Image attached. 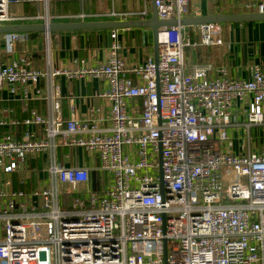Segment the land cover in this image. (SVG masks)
<instances>
[{
	"label": "built area",
	"instance_id": "obj_1",
	"mask_svg": "<svg viewBox=\"0 0 264 264\" xmlns=\"http://www.w3.org/2000/svg\"><path fill=\"white\" fill-rule=\"evenodd\" d=\"M11 2L0 0V25L14 19ZM153 2L161 20L188 16L190 0ZM241 6L264 12V0ZM221 24L191 25L197 39L184 36L182 25L159 27L157 64H126L116 31L104 61L85 70L52 69L49 60L34 68L25 57L0 60V90L13 93L19 84L24 97L39 96L34 87L45 78L48 102L45 115L32 110L11 121L26 126L21 139L0 137V178L6 175L0 264H264V152L250 148V128L264 126V61L250 68L247 80L228 77L224 66L209 78L210 64L190 66L185 55V48L221 45ZM24 37L6 33L7 52ZM61 73L106 78L109 87L98 96L110 102L109 126H99L101 117L80 122L72 98L69 118H62L52 79ZM236 102L247 105L238 153L227 148ZM59 147L96 154L97 169L110 173L112 184L84 199L72 194L89 180V169L58 163ZM41 153L47 155L44 183L29 192L9 189V175Z\"/></svg>",
	"mask_w": 264,
	"mask_h": 264
},
{
	"label": "crops",
	"instance_id": "obj_2",
	"mask_svg": "<svg viewBox=\"0 0 264 264\" xmlns=\"http://www.w3.org/2000/svg\"><path fill=\"white\" fill-rule=\"evenodd\" d=\"M245 1L248 0H190L187 17L256 12L242 8L241 4ZM153 5V0H12L10 13L14 19L6 24L32 25L33 29L17 32L25 37L15 42L14 50L11 52H7L5 47L3 37L6 33H0V60L8 62L25 57L31 61L34 68H44L46 61L49 60L52 69L85 70L104 61L112 41L107 32L110 34L116 31L122 60L128 65H142L148 59L154 60L152 30L142 24L151 19ZM80 14L84 16L81 17ZM71 22H128L129 25L111 31L96 28L55 29L48 32L47 38L45 31L40 30L41 24ZM221 26L223 40L221 45L185 48L188 64L190 66L210 64L212 68L208 72L209 78L215 77L216 68L224 66L228 77L249 79L250 68L264 61V20L227 22ZM183 34L191 39H197L192 26H185ZM128 77L134 78L132 74H128ZM52 79L60 88L61 116L64 120L69 118L68 98H72L75 116L80 122L101 117L100 127L110 125V102L98 96V93L109 87L106 78H91L85 73L68 77L61 73ZM14 88L13 93L7 86L0 90V119L6 122L0 126V137L9 134L21 139L26 126L12 124L11 121L26 118L32 110L44 115L47 113L48 102L42 96L47 88V80L39 79L34 87L41 91L39 96L32 93L24 97L21 85L16 84ZM248 98L250 100V95ZM91 108L98 111L92 112ZM246 108L244 102H236L232 108L234 122L227 128L231 139V146L227 148L234 153L241 150ZM258 127L261 126L250 128V148L253 152H264V149H260L264 137L260 136ZM40 160L47 165V155L44 153L20 163L19 170L9 175L11 186L8 188L29 192L32 188L42 185L46 165L40 168ZM57 161L66 167L80 166L89 169L87 182L79 183L76 191H71L69 184H62L60 189L64 192L71 191L72 194L84 199L88 192L103 191L112 184L111 174L97 169L99 162L97 155L89 154L84 148L59 147ZM0 179H6V175H2ZM2 235L0 228V238Z\"/></svg>",
	"mask_w": 264,
	"mask_h": 264
},
{
	"label": "water",
	"instance_id": "obj_3",
	"mask_svg": "<svg viewBox=\"0 0 264 264\" xmlns=\"http://www.w3.org/2000/svg\"><path fill=\"white\" fill-rule=\"evenodd\" d=\"M154 1V0H153ZM253 20H264V12H245V13H229V14H212L207 16L198 17H186L180 20L170 19L161 20L157 16L156 9L153 5V13L151 19L147 20L143 25L149 26L153 34V45H154V61L155 64L158 62L159 46L157 43V29L162 26H191L195 24L205 22H218V23H233V22H244ZM128 22H71L64 24H41L40 30L50 32L55 29H85V28H96V29H111L128 26ZM32 25H0V33L9 32H26L30 31ZM107 35L110 34L107 32ZM161 172V171H160ZM164 254L166 252V241H163Z\"/></svg>",
	"mask_w": 264,
	"mask_h": 264
},
{
	"label": "rangeland",
	"instance_id": "obj_4",
	"mask_svg": "<svg viewBox=\"0 0 264 264\" xmlns=\"http://www.w3.org/2000/svg\"><path fill=\"white\" fill-rule=\"evenodd\" d=\"M259 128V130H260V132H261V134H260V136L261 137H264V126L262 127H258ZM254 138V137H253ZM255 145V144H254ZM260 149H264V142L261 144V147H260ZM46 165V163L44 164V163H42L41 162V160H40V162H39V167L40 168H43L44 166ZM43 177V176H42ZM2 227V226H1ZM0 227V228H1Z\"/></svg>",
	"mask_w": 264,
	"mask_h": 264
}]
</instances>
